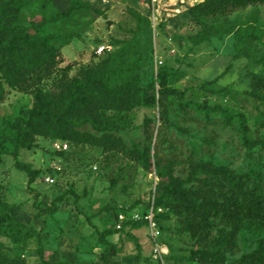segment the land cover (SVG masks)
Here are the masks:
<instances>
[{
    "label": "rangeland",
    "instance_id": "rangeland-1",
    "mask_svg": "<svg viewBox=\"0 0 264 264\" xmlns=\"http://www.w3.org/2000/svg\"><path fill=\"white\" fill-rule=\"evenodd\" d=\"M81 1L100 12L81 9L43 25L45 32L78 36L61 46L60 60L48 67L45 79L11 86L0 76V129L27 115L37 89L55 88L63 76L69 79L94 66L117 48L116 39L139 41L140 85L154 84L149 92L158 103L141 105L130 93L126 107L111 104L103 110L112 121L108 124L119 126L109 131L122 143L120 149L35 135L33 147L18 150L20 162L40 170L33 189L12 155L2 153L0 201L13 211H0V259L42 264L40 249L45 264H107L101 257L105 245L88 224L89 215L99 230H117L107 236L109 264H157L154 242L166 247L165 264H209L191 253L209 248L218 229L234 232L223 264H237L243 254L258 249L263 231L244 217L206 228L198 206L210 198L216 182L228 181L217 168H226L247 187L264 186V3L201 15L199 23L189 7L201 0ZM68 7V0H22L20 22L30 26ZM134 13L144 20L138 23ZM100 45L106 48L97 53ZM163 70L169 88L185 90L182 99L159 94L155 78ZM92 93L102 100V94ZM203 104L209 107L200 108ZM78 130L101 136L88 123ZM169 176L185 180L183 186L194 195L185 202L170 193L154 205L158 234L153 240L143 216ZM58 196L61 200L52 203Z\"/></svg>",
    "mask_w": 264,
    "mask_h": 264
},
{
    "label": "trees",
    "instance_id": "trees-1",
    "mask_svg": "<svg viewBox=\"0 0 264 264\" xmlns=\"http://www.w3.org/2000/svg\"><path fill=\"white\" fill-rule=\"evenodd\" d=\"M68 1L69 7L65 11L47 18L42 17L38 21L32 20L30 26H25L20 22L22 0H0V76L11 86L41 82L49 75L48 67L53 66L57 59L60 60L61 46L78 37L74 32H45L43 30L45 22L66 19L81 9H93L100 12L97 8H93L81 0ZM258 3H264V0H201L192 4L189 10L195 16L196 21L202 23L201 15L230 13ZM133 15L138 23L144 20L140 14L134 13ZM145 21L148 24V21ZM114 44L117 48L94 66L81 68L78 75L69 79H65L63 76L55 88L37 89L34 104L28 110L27 115L19 121L5 123V127L0 129V155L2 153L12 155L14 165L27 174L28 188L33 189L31 185L40 170L33 168L30 163L20 162L18 150L33 147L35 135L66 139L76 143L101 145L104 148L116 145V148L120 149L123 147L122 143L119 139L113 138L112 140L113 136L110 133L111 129H116L119 126L113 127L108 124L112 121H107L108 119L104 118L103 110L111 104L116 108L126 107L129 103L130 93L141 105L151 107L158 103L156 94L149 92L150 88H154V84L140 85L141 78L138 70L142 55L139 41L116 39ZM166 76L167 72L163 70L155 78V82L159 85V94L175 95L182 99L185 90L169 88ZM93 91L102 94V100H99L92 93ZM199 107L207 109L209 106L203 104ZM75 115H79L81 119L75 120ZM239 122L246 135L247 127L242 115L239 116ZM85 123L101 132V136L96 138L89 132L78 130V127ZM144 160H149V157H145ZM217 170L227 177L228 181L215 183L216 188L210 198L198 206V213H200L198 216H201L206 228L211 227L215 221L227 225L241 220L243 217L249 223H257L256 229L259 230V233L263 231L259 247L257 250L243 254L237 264H264V186L247 187L243 179L232 178L226 168H217ZM184 181L176 176H169L164 190L155 200L154 205L163 204L164 196L170 193L177 194L185 202L190 201L194 192L183 186ZM58 200H61V196L54 198L52 203ZM52 208L49 209L53 210ZM103 209L109 210L111 207L105 206ZM103 209H100L99 213ZM0 211L11 215L13 208L0 201ZM161 216L166 217L164 214ZM86 217L88 224L95 230L98 241L105 245L101 257L104 262L109 264L107 236L117 230L111 227L99 230L91 221V216ZM134 225L136 226V224ZM217 232L207 242L209 248H201L191 253L194 260L209 264L224 263L225 252L229 248L228 245L234 246L235 236L234 232H227L223 229H218ZM38 252L41 263L45 264L41 250L39 249ZM0 258H2L1 251ZM2 262L3 264H15L6 258L0 259V263Z\"/></svg>",
    "mask_w": 264,
    "mask_h": 264
},
{
    "label": "built area",
    "instance_id": "built-area-1",
    "mask_svg": "<svg viewBox=\"0 0 264 264\" xmlns=\"http://www.w3.org/2000/svg\"><path fill=\"white\" fill-rule=\"evenodd\" d=\"M105 48H106V46L100 45L97 49V53L102 52ZM55 144L57 145L58 148L60 147L59 142H56ZM46 179L49 181H53V179L50 176H47ZM154 207H155L154 202L152 201L149 208L146 210L147 211L146 214L143 216L144 219L148 223V227L151 231V235H152L153 240L158 234L157 222H156V219L154 217ZM157 209H160V208H156V210ZM119 216L122 218L123 214H119ZM152 250H153V257L156 260L157 264H165L164 255L167 253L166 247H163L159 243L154 242Z\"/></svg>",
    "mask_w": 264,
    "mask_h": 264
},
{
    "label": "water",
    "instance_id": "water-1",
    "mask_svg": "<svg viewBox=\"0 0 264 264\" xmlns=\"http://www.w3.org/2000/svg\"><path fill=\"white\" fill-rule=\"evenodd\" d=\"M109 23V22H108Z\"/></svg>",
    "mask_w": 264,
    "mask_h": 264
}]
</instances>
